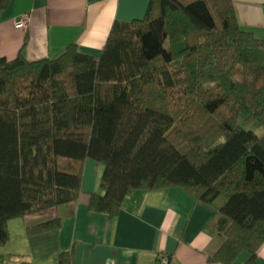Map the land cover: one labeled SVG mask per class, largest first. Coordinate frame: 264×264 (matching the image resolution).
I'll list each match as a JSON object with an SVG mask.
<instances>
[{
	"label": "trees",
	"instance_id": "1",
	"mask_svg": "<svg viewBox=\"0 0 264 264\" xmlns=\"http://www.w3.org/2000/svg\"><path fill=\"white\" fill-rule=\"evenodd\" d=\"M241 114L264 126V38L232 0H150L144 17L113 22L99 56L71 42L55 57H0V245L11 219L77 199L91 158L104 171L90 210L115 217L136 189L177 186L216 211L206 228L225 240L211 260L247 250L260 264L264 133Z\"/></svg>",
	"mask_w": 264,
	"mask_h": 264
},
{
	"label": "crops",
	"instance_id": "2",
	"mask_svg": "<svg viewBox=\"0 0 264 264\" xmlns=\"http://www.w3.org/2000/svg\"><path fill=\"white\" fill-rule=\"evenodd\" d=\"M150 0H8L0 9V57H55L74 42L79 51L101 55L115 20L144 17ZM239 24L264 38V0H232ZM29 12L26 27L15 19ZM104 164L85 162L80 196L9 221L10 238L0 245L2 264H58L72 250L73 264H245L241 251L230 263L211 260L225 235L208 230L216 211L192 193L169 186L136 189L115 217L89 209L90 193L102 192ZM58 228L29 233L41 222ZM264 264V242L258 248ZM168 262H162V256Z\"/></svg>",
	"mask_w": 264,
	"mask_h": 264
},
{
	"label": "rangeland",
	"instance_id": "3",
	"mask_svg": "<svg viewBox=\"0 0 264 264\" xmlns=\"http://www.w3.org/2000/svg\"><path fill=\"white\" fill-rule=\"evenodd\" d=\"M238 121L242 126L254 130L257 134L264 133V126L251 114H241Z\"/></svg>",
	"mask_w": 264,
	"mask_h": 264
},
{
	"label": "built area",
	"instance_id": "4",
	"mask_svg": "<svg viewBox=\"0 0 264 264\" xmlns=\"http://www.w3.org/2000/svg\"><path fill=\"white\" fill-rule=\"evenodd\" d=\"M29 17H30L29 12H24L23 14H21L15 19V24L17 26L26 27L29 21ZM161 259L163 263H167L169 258L168 256L164 255L162 256Z\"/></svg>",
	"mask_w": 264,
	"mask_h": 264
}]
</instances>
